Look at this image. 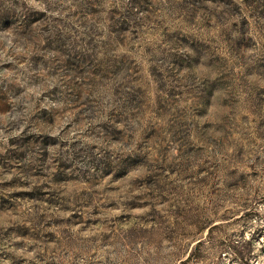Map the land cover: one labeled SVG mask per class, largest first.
Here are the masks:
<instances>
[{
	"label": "rangeland",
	"instance_id": "1",
	"mask_svg": "<svg viewBox=\"0 0 264 264\" xmlns=\"http://www.w3.org/2000/svg\"><path fill=\"white\" fill-rule=\"evenodd\" d=\"M0 264H264V0H0Z\"/></svg>",
	"mask_w": 264,
	"mask_h": 264
}]
</instances>
